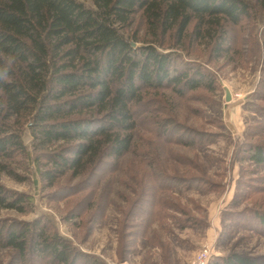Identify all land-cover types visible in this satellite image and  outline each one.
<instances>
[{"label": "rangeland", "instance_id": "1", "mask_svg": "<svg viewBox=\"0 0 264 264\" xmlns=\"http://www.w3.org/2000/svg\"><path fill=\"white\" fill-rule=\"evenodd\" d=\"M228 29L226 54L213 56L208 37L166 48L209 71L216 89L161 88L141 106L130 150L84 181L43 187L30 132L21 131L28 154L9 160L17 177L0 172V184L29 201L23 212L0 206V264H57L4 240L41 227L66 240L74 264H189L204 244L207 264L232 251L264 260V166L245 152L264 142V7Z\"/></svg>", "mask_w": 264, "mask_h": 264}, {"label": "trees", "instance_id": "2", "mask_svg": "<svg viewBox=\"0 0 264 264\" xmlns=\"http://www.w3.org/2000/svg\"><path fill=\"white\" fill-rule=\"evenodd\" d=\"M91 2L90 7L79 0H0V55L17 58L3 86L0 172L17 177L9 160L28 154L21 137L25 127L43 187L65 176L84 181L117 161L130 150L141 106L151 95L161 88L177 96L216 89L209 71L166 48L208 37L213 56L226 54L228 28L264 7V0ZM245 152L250 164L264 166V142L247 144ZM28 201L0 184L1 207L23 212ZM257 218L264 222V216ZM32 232L9 231L4 240L21 256L48 253L57 264H74L65 239L46 227ZM213 260L264 264L236 251Z\"/></svg>", "mask_w": 264, "mask_h": 264}, {"label": "clouds", "instance_id": "3", "mask_svg": "<svg viewBox=\"0 0 264 264\" xmlns=\"http://www.w3.org/2000/svg\"><path fill=\"white\" fill-rule=\"evenodd\" d=\"M17 64V58L13 55H0V107H4L3 86L10 80L11 72Z\"/></svg>", "mask_w": 264, "mask_h": 264}, {"label": "built area", "instance_id": "4", "mask_svg": "<svg viewBox=\"0 0 264 264\" xmlns=\"http://www.w3.org/2000/svg\"><path fill=\"white\" fill-rule=\"evenodd\" d=\"M210 254V247L204 244L196 251L189 264H207Z\"/></svg>", "mask_w": 264, "mask_h": 264}, {"label": "water", "instance_id": "5", "mask_svg": "<svg viewBox=\"0 0 264 264\" xmlns=\"http://www.w3.org/2000/svg\"><path fill=\"white\" fill-rule=\"evenodd\" d=\"M132 45H134L133 42H131ZM230 99V92L228 89H225V100L228 101Z\"/></svg>", "mask_w": 264, "mask_h": 264}]
</instances>
